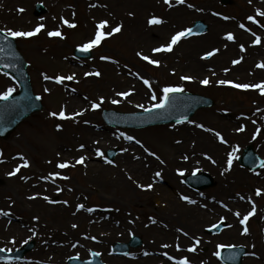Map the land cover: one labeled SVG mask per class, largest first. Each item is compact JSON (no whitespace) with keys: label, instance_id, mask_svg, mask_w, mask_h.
Returning <instances> with one entry per match:
<instances>
[{"label":"rangeland","instance_id":"1","mask_svg":"<svg viewBox=\"0 0 264 264\" xmlns=\"http://www.w3.org/2000/svg\"><path fill=\"white\" fill-rule=\"evenodd\" d=\"M6 1L0 0V29L30 31L39 24L44 25V28L33 36L14 37L18 49L28 62L27 70L30 75L31 85L33 91L39 95L43 108L23 120L9 134L8 138H0V161L9 160L15 156L22 157L27 159L28 165L33 170L32 174L28 173L26 175L24 181V177L22 178L21 175H7L5 177L3 173L6 170L0 171V185L3 183V186H5V195L8 199L19 202L26 211L11 214L16 218L25 219L27 211L29 213L32 212V205L45 202L47 199H50L52 203L60 202L62 208H64L63 210L71 202L78 201L83 203L84 208L82 209L89 213L110 211L111 215H118L125 211L129 214V217L135 219V224L128 225L126 228H119L121 236L112 240L126 241L127 237L132 233L140 236L144 243L135 251L140 252L146 249L147 246H152L155 242L152 240L148 230L151 224V214L154 217L155 213L151 212L148 207L151 204L149 203L151 201L148 198L149 194L146 192L140 193L136 189L135 186L137 185L133 183V179L129 180L126 175H120L124 180V186L117 185V187H114V184L103 186L97 184L88 188V192L83 190V171L87 170H82L79 163H74L73 157L71 158L74 154L70 155L69 163L66 159L59 162L53 161L55 162L53 163L50 158L51 152L55 149L56 142H61L64 147L61 152L64 156L74 153L73 150H85L89 152V157L85 158L87 163L101 164L103 162L113 170H116L120 164L128 163L131 166L137 164L139 166L137 167L138 171H151L155 168H150L149 162L152 161L158 164L161 159L169 155L174 140L186 134L187 128L185 129V126L191 124L189 121H193L195 118L206 124L210 131L218 128L219 124L223 123V120L228 123L225 125L226 128L235 131L237 122L230 121L231 118L229 116L235 115L237 118H241L243 112H247L251 107L264 110V94L259 89H242L234 86L235 84L251 85L264 81V69L256 72L254 65L250 62V53H254L257 58L264 56L261 55L264 54V16L258 15L256 11L259 9L264 12V0H251V2L249 0H228L227 3H222L220 0H184L183 3H177V0H174V2L168 4L164 0H145L140 4V10L137 7L130 9L127 4L128 0H104L108 7H105L106 10H101L99 13H96L95 10L99 0H24L23 3H27L24 7V13L12 12L11 9H6L2 4ZM37 3L44 6V13L39 15L34 13V7ZM86 6L88 7V12H86ZM121 6L123 8H120ZM66 9H69L70 12L64 13ZM120 10H130L132 14L131 16H125ZM28 16L31 19H28ZM153 16L158 17L162 22L149 24L148 21ZM248 16H253L255 22L249 21L247 19ZM62 17L63 20L69 21V24H65L61 19ZM224 17H228V19H224ZM24 18H27V21L23 22ZM198 19L204 20L208 24L206 32L186 39L180 38L173 45L171 51H152L153 48L168 44L176 32L186 29ZM101 20L108 21V26L103 29L104 31L110 32L118 24L121 25V30L111 36H106L99 45L94 46L89 60L74 59L72 56L73 48L79 47L92 39L96 32V25ZM241 23L245 25V28L239 27ZM70 24H75V26L71 27L69 26ZM214 27L231 30L234 39L228 40L226 35L222 34L220 36L215 35L213 32ZM55 30H59L61 36L48 35L50 31ZM253 33L256 35L254 36ZM156 35L157 37L155 38ZM256 36L260 37V43L258 44L253 43ZM241 45H243V50H241ZM213 49H218V51L211 57L203 58L205 52ZM138 52L149 56L150 59L158 60L159 64H151L145 61L141 56L137 55ZM70 59H74L81 66H74L75 68L72 70L65 62ZM233 60H238L239 62L233 64ZM83 71H87L91 75L81 78L80 73ZM130 71L139 75L134 79L138 82L136 84L137 87H143L144 93L136 97H131L130 95L127 97L118 96V92L123 89H129L130 82L134 81L130 78ZM96 72H99L100 75H95ZM73 74L74 79L71 80L65 79L57 82L54 79L56 76L67 77ZM45 76L53 77V79H45ZM183 76H190L192 79L183 80L181 79ZM206 77L210 83L207 85L200 83ZM122 78H125L127 82H123ZM144 79H147L149 84L146 85L143 82ZM220 80H227L232 83H217ZM165 86H180L183 90L209 96L215 103L212 107L197 110L191 118L178 124L160 125L143 129H123L108 127L102 122L100 118L102 108H114L123 111L144 110L152 104L159 103L160 98L163 96L162 89ZM8 88H12L15 91L17 84L10 76L5 75L0 70V93ZM153 95L156 96V99H152ZM100 97L104 98L103 102L100 103V107L92 109V102H100ZM113 100L119 102L112 103ZM67 102L70 107L68 114L74 116H76L77 111L81 112L90 106L83 113V115H87L90 123L85 128L90 131L84 129V121L82 120L68 118L64 121L58 115H50L51 112L59 113L61 106L64 107ZM137 105H144V108L137 107ZM57 124L61 125L59 129L56 127ZM121 133L124 135H121ZM126 136H132L134 139L128 140ZM85 139H88V142ZM136 141H140V143L137 144ZM126 142L132 149L139 150L138 159L129 157L128 152H126L128 147ZM248 143L253 145L256 153L264 160V151L257 143L250 140L239 142L235 164L243 171L244 184L246 186L253 181L254 174L263 167L250 171L237 163L238 156ZM80 145H84V147L81 148ZM113 147H119L120 151L109 163L106 159V151ZM97 148L100 149L103 155L96 154ZM152 153H155V155H152ZM51 162L52 165L67 162L68 166L61 168V174L64 179L69 180V186L63 187L65 189L57 191L49 198L43 192L34 194L28 191L26 182L38 181L40 176L48 177V179L42 181L47 180L60 184V182L49 176L51 173ZM144 162H146L145 167L141 166ZM188 164L191 166L189 171H203L213 176L212 171L201 164L199 159H193ZM182 165L179 164V166ZM174 166V163L167 162L164 165V170L169 173L174 170ZM183 167L187 166L183 165ZM12 171H14L13 168L9 169L8 173ZM144 175L136 180H142L141 182L145 183L144 185L153 184L157 186H164L165 182L163 181L171 180L174 181L175 185H179L178 189L180 191L174 192L173 195L175 197L177 195H187L190 197V201H194V203L195 201H202L201 196L196 195L197 192L189 190L184 185L185 175L182 177L181 174L179 176L175 174L173 175L174 179L173 176L163 173L152 178H149L146 174ZM72 187L84 193L79 194V192L73 191ZM31 189L35 190L36 188L32 186ZM126 189L128 191L127 194ZM239 189L236 191H239ZM218 190L214 184L198 192L209 199H220L230 202L225 194L220 193ZM77 197L78 200H76ZM104 197L109 198L106 200ZM154 197L153 201L156 205L152 207L159 210L163 202L162 198L159 195H154ZM133 201L143 205L135 207ZM188 203L190 204L187 206L194 204L193 202ZM245 203L243 201L242 205ZM250 203V207L247 209L234 206V211L241 213L242 217L251 208L255 211L261 210L264 214V194H253ZM89 204L91 205L89 206ZM120 205L124 207L121 208ZM89 208L92 211H88ZM201 211L204 212L202 209ZM45 212L33 210L37 219L42 223L46 221L55 223V221L59 220V218L52 216L47 217ZM224 212L222 210L215 215L210 212V214H206L200 224L185 228L190 231L192 236H200L203 241L199 243L200 252L209 255L213 253L214 255L220 250L217 247L218 245L236 246L243 244L248 253L251 252L256 254V256H245L242 264H264V249H262L261 241L264 230L259 227L258 218H249L245 224H240V228L237 229L236 225L231 226L227 223V217L229 216ZM178 214L179 212L173 214L172 221L173 225L177 227L179 225L183 226L184 222L183 218H180ZM221 217L224 219L221 220ZM157 218H161L160 214H157ZM217 221H224L226 228L218 234H207V226ZM33 227L36 229L25 231L14 240H0V248L6 251L14 250L33 238L36 240L33 249L20 261H0V264H33L38 259H42V257L46 258L47 252L43 249V243L46 242L40 239L38 228L34 225ZM245 227L248 229L246 238H244L246 233L243 231ZM84 229L85 223H78L71 230V236H77ZM94 242L90 243L91 246L88 248L82 246L81 253L72 251L64 253L65 255L60 264H66V259L71 256L87 258L90 250L98 252L106 263L113 264V261H110L109 258L111 254L110 247L103 251V242L99 240ZM171 250L172 253L169 254V257L173 258L175 254L178 255L176 248ZM29 259L31 262L27 263ZM55 260V258H50L52 263ZM217 262L219 263L216 258Z\"/></svg>","mask_w":264,"mask_h":264},{"label":"bare ground","instance_id":"2","mask_svg":"<svg viewBox=\"0 0 264 264\" xmlns=\"http://www.w3.org/2000/svg\"><path fill=\"white\" fill-rule=\"evenodd\" d=\"M23 1L24 0H7L2 4L3 7H5L6 9H11L12 12L18 11L20 13H24V7L27 3H23ZM143 1L145 0H128L127 4L128 6H130V9H134L135 7H137L138 10H140V4ZM171 2H174V0H169V3ZM122 6L120 8H123ZM105 7L107 8L108 5L105 3V1H101L99 8L103 11L106 10ZM20 9H23V11H20ZM95 10L96 13L101 12V10ZM88 11V7L86 6V12ZM121 11L122 10H120V12ZM68 12H70L69 9H66L64 11V13ZM122 13L125 16H131L132 14L130 10H124L122 11ZM27 18L31 19L29 16ZM27 18H24L23 22L27 21ZM213 32L215 33V35L220 36L221 34L226 35L227 33L231 32V30L214 27ZM157 35L155 36V38L157 37ZM250 55V62L254 65L255 71L259 72L263 70L264 67H258L257 65L264 64V56H261V58H257L254 53H250ZM71 64L69 63L68 66H70ZM129 74L130 78L134 81L130 82L129 89H123L120 92H129V95L131 97H136L143 94V87H137L136 84H138V82L134 79L139 75L132 71H130ZM85 76H87L85 75V73L81 74V77ZM122 81L127 82L125 78H122ZM69 103L67 102L63 107L65 116L67 117L68 115H70L71 118L84 121V129L86 131H90L88 128H85L90 124L89 119L87 118V115H83L84 111H87L90 106L83 109V111L81 112L77 111L76 116H74L68 114V112H70V107L68 106ZM229 118H231L230 121L233 120L237 122L235 131L226 128L225 125L228 123L224 120L223 123L219 124L218 128L210 131L206 124H204L198 118H195L193 120V123L187 124L185 126V129L187 128L186 134L174 140L169 151V155L166 158L161 159L158 164L152 161L149 162L150 168H155L151 171L145 170L140 172L137 170V167H139L137 164L131 166L128 163H124L122 165L120 164L116 170H113L103 162H101V164H96L87 163L84 160L82 164L80 163L81 169L87 170L83 171V190L88 191V188L94 187L97 184L102 186L114 184V187H117V185L124 186V180L120 177V175H126L129 180L133 179V183L137 185L135 187L137 190H139V192H147L149 194L148 198L151 200L149 201L150 203H152L155 199L154 195H159V197L162 198V201L164 202L163 204H161L159 210H154L155 216L151 217L150 219L151 224L149 225L150 229L148 230V232H150V236L155 243L152 245L153 247L147 246L143 258L137 259L138 257L134 255V252H130V259H112L108 256L110 258V261H113L114 264H179L181 258H186L189 264H214L212 262V259L207 258L206 256H198L199 252L197 250V247L194 251H189V246L192 241L199 240V243L203 241H201L199 237H193L190 231L185 228H191L200 224L203 218L206 217V214H210V212H213V214L215 215L224 210V213L229 216L227 217V222L231 226L236 225L238 229L241 226L240 220L243 217L241 216V213L239 216L236 215L237 212L234 211V206L246 209L249 208L251 204V198H253V194H256V189H260L261 192L264 190V166L260 171L254 174L253 181L248 186H246L244 184L243 171L235 164L239 147L238 144L240 141L250 140L252 142H255L264 151V110L251 107L247 112H244L241 115V118H237L235 115L229 116ZM198 125H203V127H199ZM242 126L243 130L237 131V129H240ZM216 133H219L220 136L218 137ZM85 141L88 142V139H85ZM126 146H128L126 148V152H128L129 157L131 159H137L139 156V150L132 149V147L127 142ZM63 148L64 147L61 142H56V147L50 155L52 162H59L66 159V161L69 163L70 161L68 159H70L71 154H74V156H71V158L73 157L74 163H77L76 159H79L81 156L85 158L89 157V152L79 149L73 150L74 153L66 154L64 156V154H62L61 152V149ZM229 153H232L233 155V160L230 167L227 163ZM184 157H187V159H184ZM193 159H199L201 164L205 165V167L212 171L215 179V184L219 189L218 191L225 194L230 202H225L220 199H209L206 197H201L202 201H195L192 206H187L190 203L186 202L189 201L182 199V196L180 195H177L178 197H175L173 195L175 191H180L178 189L179 185H175L174 181H165L164 186L151 184L152 187L149 189L146 187H140L139 185H144L145 183L143 184V182H141L142 180H136L145 176L144 174L149 176V178H152L153 176H156L157 172H159L160 175H162L163 173L168 174L169 176H173L175 174L179 176L181 173L185 175L187 172H189L191 167L188 163H190V161ZM23 160L24 159L22 157L18 156H15L9 160H2L0 161V171L6 170V172L3 174L5 177H7L9 169L13 168V170H15L17 166H20L19 171L16 172L15 175H21V177H24V181L26 175L28 173L32 174L33 170L29 165L27 167H24ZM52 162L50 164V172L59 173V175H53L51 177L60 182V184L47 180L42 181L44 180L43 177L45 176H40V180L38 181L36 180L32 182H26V188L28 191H31L34 194L43 192L44 194L48 195L49 198L53 196L57 191H61L62 189H65L67 186H69V180L64 179L61 174V168L57 167L58 164L52 165ZM167 162L175 164V166L173 167L174 170L169 173L167 170H164V165ZM179 164L186 165L187 167H183V165L179 166ZM141 166L145 167L146 163H142ZM32 186L36 189L32 190ZM71 189L77 193L79 192L74 187H72ZM237 189H239V191H236ZM5 191V186H3L2 183L0 185V240H14L17 236H20L25 231L28 232L30 229H36L33 227V225L36 226L38 228L37 230L40 235V239L43 242H46L43 243V249L45 250V252H47V256L46 258L42 257V259H38L33 264H60V261L65 255L64 253H69V251L81 253L80 251L82 246L88 248L92 243H95L94 241L98 240L100 242H103V251H105L108 249L109 244L113 238L121 236L119 228H126L128 225L130 226L135 224V219L133 217H129V214L125 211H122V213L118 215H111L110 211L101 213H89L85 209L77 208V205L83 204L78 201L71 202L70 206L66 207V209L63 210L64 208H62L60 202L52 203L50 199H47L45 202H40L32 205V212L29 213L27 211L25 219H21L18 217L16 218L11 213L16 214L18 212L26 211L21 207L19 202L17 203L13 199H8L5 195ZM83 193L84 192H79V194ZM197 195L201 196L200 194ZM104 198L107 200L109 197ZM76 200H78V197L76 198ZM243 201H245L246 203L242 205ZM133 205L140 204L133 201ZM120 207L123 208L124 206L120 205ZM34 209L42 213L43 211H46L45 215L47 217L52 216L57 219L59 218V220L55 221V223L53 221H46L42 223L37 219L36 214L33 213ZM201 209L204 210V212L201 211ZM5 212L7 213V215L3 214ZM177 212H179V217L183 218L184 220L183 226L179 225L177 227L172 223L173 214ZM36 213L37 215H39L38 212ZM157 214H160V219L157 218ZM34 217L36 219H34ZM252 217L258 218V225L260 227H264V214L262 213V211H256ZM81 222L85 223L84 231H82L75 237L71 236V230ZM73 225H75V227H73ZM93 237H95V239H93ZM262 242H264V236ZM164 245H167V247H165ZM165 248L168 250H174L176 248L178 251V256L174 259H170V257L164 253ZM197 257L200 260H198ZM50 258H55L56 262H50ZM28 261L29 262L27 263L31 262L30 259Z\"/></svg>","mask_w":264,"mask_h":264},{"label":"water","instance_id":"3","mask_svg":"<svg viewBox=\"0 0 264 264\" xmlns=\"http://www.w3.org/2000/svg\"><path fill=\"white\" fill-rule=\"evenodd\" d=\"M40 10L41 8H39V11ZM195 25L199 28L204 27L200 23H196ZM0 48L3 49V51H0V67L3 70L12 73L14 78H16L20 84L19 93L12 95L7 100L0 101V135L6 136L21 119L28 116L37 108H40V104L37 101V98L31 94V88L25 70L26 63L17 51L13 39L2 32H0ZM76 53L82 55L89 54L88 51L85 52L81 50H76ZM5 65H8V67H5ZM204 103L208 104L210 101L199 96L171 93L168 96L166 107L157 108L143 114H134V116L139 117L138 121L114 120L111 122L119 125H144L153 122L177 121L192 114V111L196 107L203 105ZM255 160V155L251 147L248 146L244 152V157L241 159V162L253 167L257 165L254 164ZM188 179L191 184L198 187H204L211 183V179L205 174H200ZM30 247L31 244L24 247L20 252H16L11 255L2 253L0 254V257L12 258L14 256H20L23 251L29 249ZM225 253L226 251H224L223 254Z\"/></svg>","mask_w":264,"mask_h":264},{"label":"snow or ice","instance_id":"4","mask_svg":"<svg viewBox=\"0 0 264 264\" xmlns=\"http://www.w3.org/2000/svg\"><path fill=\"white\" fill-rule=\"evenodd\" d=\"M164 2L166 4L169 3V0H164ZM184 0H177V3H183ZM249 2H251V0H249ZM20 11H23V9H20ZM257 11V14L258 15H262L264 16V12H261L259 9L256 10ZM219 15V14H217ZM41 19H43V17H41ZM63 20V17L61 18ZM224 19H228V17H224ZM247 19L249 21H254V17L253 16H248ZM63 22L65 24H69V21L67 20H63ZM149 24H158V23H161L162 21L158 18V17H155L153 16L152 18L149 19ZM69 26L71 27H74L75 24H70ZM108 26V21L106 20H101L97 23L96 25V32H95V35L92 39H90L87 43L83 44V45H80V50L81 51H85L87 52L89 49L93 48L94 46H97L101 43V41L106 37V36H111L113 33H116V32H119L121 30V25H116L114 28L111 29L110 32H106L104 31L103 29H105L106 27ZM240 28H245V25L243 23H241L239 25ZM44 28V25L43 24H39L37 25L33 30H30V31H16V30H12V29H0V32H6V35L7 36H11V37H30V36H33L37 33H39V31ZM192 33V30L191 29H184L183 31H179V32H176L172 37H171V40L168 44L166 45H161L160 47L158 48H153L152 51L153 52H161V51H171L172 50V47L173 45H175L179 40L180 38L184 37L185 35H191ZM49 36H61V32L59 30H55V31H50L48 33ZM253 35L255 36L256 34L253 33ZM226 37L228 40H233L234 37H233V34L231 32L227 33L226 34ZM254 44H258L260 43V37L259 36H256L255 40L253 41ZM241 50H243V45H241ZM0 51H3L2 48H0ZM218 49H213L212 51H208V52H205L204 53V57L203 58H208V57H211L215 52H217ZM138 56H141L142 59H144L145 61H148L149 63L151 64H159V61L158 60H155V59H150L149 56L147 55H143L142 53L138 52L137 53ZM239 61L238 60H233L232 63L233 64H236L238 63ZM258 67H264V64H259L257 65ZM5 67H8V65H5ZM225 71H227V69H225ZM5 75H7V73H5ZM85 75H91V73H85ZM95 75L99 76L100 73L99 72H96ZM45 79H53V77H48V76H45ZM54 79L57 81V82H61L65 79H68V80H71V79H74V74L72 76H56L54 77ZM181 79L183 80H191L192 77L190 76H183L181 77ZM146 85L149 84V81L147 79H144L143 81ZM200 83L204 84V85H207L210 83V81L208 80V78L206 77L205 79L201 80ZM217 83L219 84H230L232 83L231 81H227V80H220L218 81ZM235 87L237 88H242V89H248V88H254V89H259L261 91L262 94H264V81H261L260 83H257V84H235L234 85ZM47 91V89H45ZM13 89L12 88H8L6 91L0 93V100H7L9 98V96L11 95ZM183 91V88L180 87V86H165L163 89H162V92H163V96L160 98L159 100V103H156V104H152L150 105L148 108H145L144 110L146 112H150L152 111L153 109H156V108H164L166 107L167 105V102H168V96L170 93H177V92H182ZM130 93L129 92H118L117 95L118 96H122V97H127ZM40 97H37V99H39ZM103 97H100L99 100L100 102H92L91 104V107L92 109H97L100 107V103L103 102ZM152 99H156V96L153 95ZM119 101L117 100H113L112 103H118ZM137 107H141V108H144V105H137ZM51 116H57L59 115L61 118H65V111L63 108H61L60 112L59 113H56V112H51L50 113ZM184 119H187V117H185ZM180 121L178 120L177 123H179ZM189 123H193V121H189ZM199 127H203V125H198ZM56 127L59 129L61 127V125L57 124ZM243 130V126L240 128V129H237V131H242ZM259 131V130H258ZM121 135H124L123 133H121ZM216 135L219 137L220 134L219 133H216ZM126 139L128 140H133L134 137L132 136H126ZM222 139V137H221ZM137 144L140 143V141H136ZM81 148L84 147V145H80ZM145 151H147V149H145ZM96 154L97 155H103V153L100 151V149H96ZM152 155H155V153H152ZM184 159H187V157H184ZM85 160V157L81 156L78 160H77V163H83ZM232 160H233V155L232 153H229L228 154V165L229 167L231 166L232 164ZM109 163H111V161H108ZM28 161L27 159H24L23 160V166L24 167H27L28 166ZM68 164L67 162H64V163H60L57 165V167L59 168H65L67 167ZM19 167L20 166H17V168L12 171V172H9L8 175H15L16 172L19 171ZM53 175H59V173H50L49 176H53ZM160 173L157 172L156 173V176H159ZM23 178V177H22ZM43 179H48V177H43ZM140 187H146V188H151L152 185L151 184H148V185H139ZM59 190V189H58ZM261 194V190L260 189H256V195H260ZM182 199L186 200V201H189V202H193L194 201H190L189 200V197L187 196H182L181 197ZM45 199H47V197H45ZM65 203H67L65 201ZM77 208H84V205L83 204H80V205H77ZM88 211H92L91 208L88 209ZM254 211V209H253ZM253 211H249L247 214H245L243 216V218L240 220V223L241 224H245V222L249 219L250 216L253 215ZM4 215H7V213H3ZM237 216L240 215L239 212L236 213ZM34 219H36L34 217ZM224 218L221 217V220H223ZM73 227H75V225H73ZM211 227L215 228L216 225L213 224L211 225ZM243 231L245 233H247L248 229L247 227H245L243 229ZM186 235V233H185ZM93 239H95V237H93ZM197 244H199V240L196 241ZM75 246V245H74ZM165 247H167V245H165ZM179 247V246H177ZM218 248H221V247H224L223 245H218L217 246ZM228 247H232V245H228ZM195 250V246L193 245L191 248H189V251H194ZM0 251H4V249H0ZM96 255H99V253H96ZM215 255L217 257L220 256V252L217 251L215 253ZM170 259H172V257H170ZM179 264H189L188 260L186 258H181V260L179 261Z\"/></svg>","mask_w":264,"mask_h":264}]
</instances>
